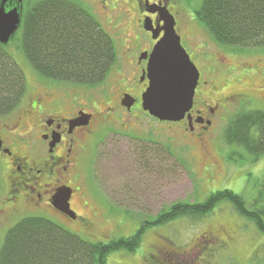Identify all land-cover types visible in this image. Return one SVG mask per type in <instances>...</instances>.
Returning <instances> with one entry per match:
<instances>
[{
  "label": "flooded vegetation",
  "instance_id": "af4514ba",
  "mask_svg": "<svg viewBox=\"0 0 264 264\" xmlns=\"http://www.w3.org/2000/svg\"><path fill=\"white\" fill-rule=\"evenodd\" d=\"M37 2L43 5L59 3L75 10L78 6L107 34L96 16L109 24L111 15L116 13L127 24L121 32L124 41H121L119 54L111 68L117 74L116 79L95 98L81 104L74 95H68L61 89V83L35 79L32 85L29 83L19 105L0 115V229L5 234L23 218L49 211L72 221L55 210L51 203L60 191L66 189L71 192L69 208L72 210L74 195L83 185L88 186L87 181L92 178L91 166L87 170L90 175L86 181L79 177V165L98 163L99 152L90 155V159L85 156L84 144L92 133L90 128L94 123L106 125L107 135L120 138L112 140L114 156L120 157L117 163H134L140 171L142 163H179L171 150L157 141V126L161 130L177 127L178 130H173V135H170L172 142L198 145L196 161L209 159V146L217 135L209 129L220 122L222 112L250 103L253 97L264 104L263 86H256L253 97L247 87L223 94L232 83H238L250 74L257 75V71L262 72L264 68L252 64L250 71H246L248 67L244 66L247 65L237 62L238 57L232 50L216 45L213 56H220L215 58L214 63L207 60L205 53L199 50L201 48L188 52L183 47L199 74L193 106L183 120L177 123L160 122L143 110L142 95L149 84V58L154 46L163 37V22L159 21L158 10L165 7L174 17L175 31L181 42L177 19L170 10V7L174 8V3H181V0H0V9L4 13L18 14L19 29L28 9ZM232 57L235 58V65L230 63L229 58ZM240 70L246 71L244 74L247 75ZM211 76L216 78L211 80ZM87 117L89 120L86 123ZM216 151H219L217 154H220L222 163L232 162L222 147H217ZM146 153L150 156L149 160L142 159H147ZM132 178H121L118 184L128 183Z\"/></svg>",
  "mask_w": 264,
  "mask_h": 264
},
{
  "label": "rangeland",
  "instance_id": "374dc122",
  "mask_svg": "<svg viewBox=\"0 0 264 264\" xmlns=\"http://www.w3.org/2000/svg\"><path fill=\"white\" fill-rule=\"evenodd\" d=\"M189 2L181 0V3H174V8L170 7L177 19L181 34L180 43L188 52L201 48L199 50L205 53L207 60L214 63L215 58L220 56H213L214 47L222 46L212 38L204 26L199 25L194 16L201 1L189 0ZM99 8L97 7L100 11ZM118 15L113 13L109 24L96 16L100 20L98 22L110 34L116 55L119 54L121 41H124L121 32L127 24L122 16L118 17ZM15 44H11L7 51L23 71L27 85L29 83L32 85L35 79L40 78L19 53ZM230 49L238 57L237 62L247 65L244 66L248 67L246 71H250L249 66L252 64L264 68L263 47ZM229 60L235 65V58ZM240 72L245 73L244 70ZM257 73L259 74H250L240 82L232 83L223 94L227 95L234 89L240 91L247 87L250 96L253 97L256 94L254 92L256 86H263L261 94L264 96V71L259 70ZM116 76L114 70L110 69L103 83L97 87L96 84L89 86L61 83V89L68 95H74L79 103L86 104L90 99L95 98L98 92L111 85ZM210 78L213 80L216 77ZM248 111H259L264 114V104L253 97L250 103L230 107L222 112L220 122L209 129L210 132L217 134L213 138L212 145L209 146L211 158L197 161L195 155L199 151L198 145L189 143L185 145L182 141L178 143L173 141V143V137L170 139V135H173V130L178 128L166 130L164 127L165 130L162 131L161 127L157 126L156 130L159 133L156 137L157 141L169 148L172 156L178 159L179 163L173 165L160 162L142 163L140 171L138 165L134 163H117L120 157L114 156L112 140H120V138L107 135L106 125L94 123L92 129L90 128L92 133L84 144L85 156L90 159V155L99 152V157H97L98 163L79 165L80 179L87 181L90 175L87 170L90 166L93 179H88V186L83 185L72 199L71 209L78 219L69 221L54 211L36 216L45 217L86 241L108 243L113 239L132 236L141 224L144 225L147 220H154L163 209L167 211L175 204L202 202L216 191H232L251 205L261 188H264V155L254 159L243 150L230 147L224 140V131L229 123ZM256 139L260 143L263 136L260 134ZM217 147H222L228 155H235V161L222 163L220 154H217L219 151H216ZM103 151L106 152V156H103ZM145 156L147 159L144 157L142 159L149 160V154L146 153ZM103 161H112V163H103ZM137 176L140 179H136ZM131 177L133 178L128 183L118 184L121 178ZM5 235L0 229V249ZM106 264H264V236L260 235L250 222L240 218L229 204L224 203L202 220L192 222L180 219L165 226L147 229L136 252L113 253L107 258Z\"/></svg>",
  "mask_w": 264,
  "mask_h": 264
},
{
  "label": "trees",
  "instance_id": "16d2710c",
  "mask_svg": "<svg viewBox=\"0 0 264 264\" xmlns=\"http://www.w3.org/2000/svg\"><path fill=\"white\" fill-rule=\"evenodd\" d=\"M200 1L194 16L219 45L264 48V0ZM75 8L37 2L28 9L13 39L0 43V115L15 109L28 88L23 71L7 51L13 43L41 80L92 86L107 76L116 60L113 40L83 9ZM224 140L254 159L261 157L264 114L248 111L236 117L224 131ZM224 203L264 236V188L251 205L242 196L222 190L199 203L163 209L132 236L108 243L86 241L45 217L27 216L7 231L0 264H106L113 253L136 252L147 229L180 219L202 220Z\"/></svg>",
  "mask_w": 264,
  "mask_h": 264
},
{
  "label": "water",
  "instance_id": "95a60500",
  "mask_svg": "<svg viewBox=\"0 0 264 264\" xmlns=\"http://www.w3.org/2000/svg\"><path fill=\"white\" fill-rule=\"evenodd\" d=\"M158 16L163 22V37L156 43L149 58V84L142 95V108L160 122L177 123L184 119L193 106L199 74L181 46L174 29V18L165 7L158 10ZM18 26L19 16L16 12L4 13L0 9L2 45L9 43ZM88 120V117L85 118L86 123ZM66 191H60L51 204L55 210L74 220L75 214L69 208L71 192Z\"/></svg>",
  "mask_w": 264,
  "mask_h": 264
},
{
  "label": "bare ground",
  "instance_id": "6f19581e",
  "mask_svg": "<svg viewBox=\"0 0 264 264\" xmlns=\"http://www.w3.org/2000/svg\"><path fill=\"white\" fill-rule=\"evenodd\" d=\"M13 37H14V36H13ZM13 37H12L11 39H13ZM104 79H105V78H104ZM104 79H102L100 82H103ZM229 158H230V160L234 161V155H233V154H230V155H229Z\"/></svg>",
  "mask_w": 264,
  "mask_h": 264
}]
</instances>
